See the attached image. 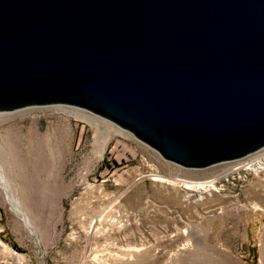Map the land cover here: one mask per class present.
Instances as JSON below:
<instances>
[{
    "label": "water",
    "instance_id": "water-1",
    "mask_svg": "<svg viewBox=\"0 0 264 264\" xmlns=\"http://www.w3.org/2000/svg\"><path fill=\"white\" fill-rule=\"evenodd\" d=\"M71 106L186 169L264 149V0H0V114Z\"/></svg>",
    "mask_w": 264,
    "mask_h": 264
},
{
    "label": "rangeland",
    "instance_id": "rangeland-1",
    "mask_svg": "<svg viewBox=\"0 0 264 264\" xmlns=\"http://www.w3.org/2000/svg\"><path fill=\"white\" fill-rule=\"evenodd\" d=\"M34 130L51 147L43 161L29 156ZM17 132L20 142L6 141L11 172L0 160L8 183L0 181V264H264V149L186 169L62 105L0 114V134ZM40 163L48 166L40 184L53 188L25 185Z\"/></svg>",
    "mask_w": 264,
    "mask_h": 264
},
{
    "label": "bare ground",
    "instance_id": "bare-ground-1",
    "mask_svg": "<svg viewBox=\"0 0 264 264\" xmlns=\"http://www.w3.org/2000/svg\"><path fill=\"white\" fill-rule=\"evenodd\" d=\"M81 117V116H80ZM39 133L37 132V130H34L33 132L30 133L29 135V138H30V148H29V156H33V158L36 160V161H43L45 160V156L46 155H42V154H47L49 152V148L51 147H48V145H45V144H42V143H39ZM8 139H14L15 141H21V134L20 132H17L15 135H11L10 133H5V134H0V149H2V152L0 153V160L3 162V164L7 165L6 168L8 169V171L11 172V160L13 159V151H11L9 148H8V143L9 142H6ZM42 138H40L41 140ZM7 143L6 144H4ZM18 152L21 153V150L18 149ZM22 154V153H21ZM48 161H49V158H48ZM259 166H264V163L263 162H260L259 163ZM47 168L48 166L45 165V163H40L36 166V170H35V173L31 176H28V177H24L25 179V185L27 187H31L33 184L35 183H39L40 184V181H41V178H42V174H46L47 173ZM1 169H2V166L0 165V181H4L6 182L4 179H3V169L1 172ZM47 177L49 178L50 176L47 175ZM44 182V184H43ZM184 183L182 184L184 186L185 189H189V190H194V191H205L207 190L208 187L212 188L214 187L213 186V183H209V184H206V183H200V182H190V181H183ZM7 183V182H6ZM8 184V183H7ZM38 185V184H37ZM40 185H43V189H47V188H53L54 184H52L51 182H49L48 180H43L42 179V184ZM208 185V186H207Z\"/></svg>",
    "mask_w": 264,
    "mask_h": 264
},
{
    "label": "trees",
    "instance_id": "trees-1",
    "mask_svg": "<svg viewBox=\"0 0 264 264\" xmlns=\"http://www.w3.org/2000/svg\"><path fill=\"white\" fill-rule=\"evenodd\" d=\"M14 248L18 249L15 245H14Z\"/></svg>",
    "mask_w": 264,
    "mask_h": 264
}]
</instances>
